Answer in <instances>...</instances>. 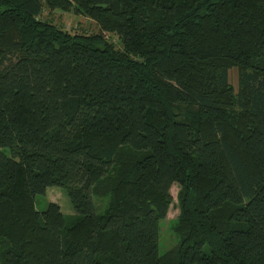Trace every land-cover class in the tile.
<instances>
[{"label": "trees", "instance_id": "16d2710c", "mask_svg": "<svg viewBox=\"0 0 264 264\" xmlns=\"http://www.w3.org/2000/svg\"><path fill=\"white\" fill-rule=\"evenodd\" d=\"M0 264H264V0H0Z\"/></svg>", "mask_w": 264, "mask_h": 264}, {"label": "rangeland", "instance_id": "374dc122", "mask_svg": "<svg viewBox=\"0 0 264 264\" xmlns=\"http://www.w3.org/2000/svg\"><path fill=\"white\" fill-rule=\"evenodd\" d=\"M42 19L51 20L57 24L60 28L66 30L71 34H98L100 29L98 25L91 19L78 16L74 13H65L62 11H51L46 9L43 13ZM110 36V35H107ZM112 42H115L118 47H120L118 37L111 36L106 37ZM239 81V72L237 69L231 70L230 82L234 88H238ZM171 193L174 197V203L171 206L167 218L161 222V236L159 241V250L160 253L166 254L171 249L175 248L180 243V236L177 233L178 218L180 215L179 208V193L180 188L178 185H174ZM49 203H56L60 206L62 213L66 216L69 221H72L76 212L73 208V205L65 191V189L52 186L49 187L46 191V194L39 195L36 198V207L37 210L42 212L45 211ZM97 213L102 214L105 211L106 205L102 203V200L96 201Z\"/></svg>", "mask_w": 264, "mask_h": 264}]
</instances>
